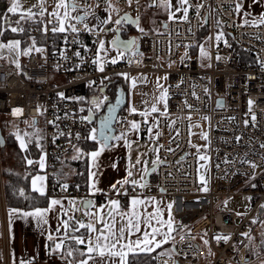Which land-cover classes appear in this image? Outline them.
<instances>
[{
    "label": "built area",
    "instance_id": "1",
    "mask_svg": "<svg viewBox=\"0 0 264 264\" xmlns=\"http://www.w3.org/2000/svg\"><path fill=\"white\" fill-rule=\"evenodd\" d=\"M55 2L58 0H46L48 12L53 11L51 5ZM99 2L101 7L96 12L104 10V0ZM149 2L132 0L129 5L127 0H120L121 9L113 20L125 14L138 15ZM96 3L97 0H80L81 6L95 7ZM190 3L204 7L199 15L195 7L189 8L187 21L171 20L167 28L143 34L133 27L142 55L133 57L131 64L127 59L105 63L103 72L93 61L98 57V39L103 40L106 34L81 31L77 35L70 30L42 33L36 30L37 25H31L29 35L44 51H32L19 70L0 62V127L2 119L29 124L31 128L43 123L46 195L69 197L79 206L82 200L91 198L88 192L56 190L51 170L58 161L74 154L72 144L86 143L83 139L77 141L75 134L83 137L92 127L80 119L90 114L89 109L98 112L91 101L99 99L104 103L105 96L111 97L108 88L114 78L122 76L119 73L166 74L168 108L165 115L157 116L158 156L162 163L148 173L144 187L128 186V195L121 198L127 202L131 196L147 191L171 199V215L183 228L174 236L173 255L157 254L155 264H253L264 257V252L258 258L253 256L259 228L264 223V24L242 23L238 13L233 12L236 0ZM44 19L47 22L51 17L46 13ZM219 32L224 35L217 41ZM200 46L206 55H201ZM89 82H94L93 90ZM59 93H64L65 98ZM249 100L253 101L251 105ZM82 108L84 111H80ZM132 120H140L141 129H146L139 114L123 110L117 118L116 131L129 130L128 122ZM197 120L205 122L209 132V148L203 152L198 151L190 134L191 123ZM203 155L204 160L199 158ZM203 161L207 163L208 182L200 175ZM248 161L257 167L252 168ZM4 178L0 142V264H11ZM237 196L251 199L244 213L225 205ZM73 215L76 221L89 222L83 208H75ZM27 264L44 263L29 259Z\"/></svg>",
    "mask_w": 264,
    "mask_h": 264
},
{
    "label": "snow or ice",
    "instance_id": "2",
    "mask_svg": "<svg viewBox=\"0 0 264 264\" xmlns=\"http://www.w3.org/2000/svg\"><path fill=\"white\" fill-rule=\"evenodd\" d=\"M10 6L7 9L8 13L18 16V19L15 21H10L8 17H3L2 22H0V37L4 36L5 31L10 30L13 33H23L28 34L31 29V25L35 24L38 27L37 31H41L42 33H47L51 31L53 34L55 33H64L66 31H71L72 33H76L77 35L83 32H90L99 35V33L107 34L108 32H115L116 36L111 41H104L98 39V53L104 52L105 56H107L108 49L105 47L106 43L111 45V48L117 52V57L126 58L128 63L131 64L132 58L137 55H142L137 51V38L133 37L131 39L122 40L120 38L119 33L122 31L123 26L125 24H135L139 28L141 34L145 32L144 28L139 27V17L132 19L129 15L125 14L123 16H119V18L113 20L112 12H117L118 10L112 4L111 0H104V11L107 13L106 18L101 19L96 14V9L101 7L99 0L95 7L90 4H85V6H81L80 0H58L56 7L52 12H48L45 7L46 0H35L34 3L30 4L27 8L23 7L24 3H27V0H9ZM128 4L131 5L132 0H127ZM147 7H156L162 8L168 13L169 20H188L189 8L195 7L197 15H199V10L204 7L203 4L197 3L195 5L190 3V0H176L175 5H173L172 0H151V3L147 5ZM35 9V10H34ZM61 9H63V14H61ZM244 9V0H236L235 6L233 8V12L242 14ZM51 19L45 22V14ZM72 13H76V15H72ZM177 13H182L181 16H177ZM92 18L97 21V23L89 26V19ZM75 21V23H72ZM204 23H207V18L204 19ZM245 23H249V21L245 20ZM257 24H264V16H261L256 21ZM15 26H12V25ZM28 24L29 28H26L24 25ZM114 24L115 28H110L108 25ZM220 24V21H217V25ZM7 25V27H5ZM51 25V27H49ZM77 25H81L82 27L78 28ZM167 28V24L164 25ZM189 31H191L189 29ZM223 32L217 33L215 39L219 41ZM29 39L31 40V44L22 48V41L19 39L8 40L6 43L0 40V59H5L4 53L7 52L11 57L10 63L14 64L15 67L19 70L21 68L19 57L20 56H29L32 51L42 52L43 48L36 46V41L34 37L29 35ZM211 39V37L209 38ZM67 42V41H66ZM75 42V41H74ZM227 44V41H224ZM186 46V47H190ZM201 55L204 56L206 53L204 52L203 46H200ZM77 56L80 55L79 52L76 53ZM217 59H220L217 56ZM111 64L118 63L117 58H111L108 61ZM93 63H99V56ZM99 70L101 72L104 71V64L100 63ZM118 75L124 76L126 80L131 79L132 88L136 87L137 79L145 80V77L132 78L129 77L127 73H119ZM164 79H167L165 76ZM160 78H157V90L159 91L158 96H154L153 99L156 101L152 103L150 108L145 107L143 111H139V115L144 118V123L148 124L149 117L152 113L160 112L158 105L163 103L165 112H161V115L166 114L167 110V100H168V89L164 88L163 85L159 84ZM182 82V81H181ZM89 82V86H91ZM179 87V85H177ZM208 90L205 89V92ZM59 96L64 97V93H59ZM195 95V93H193ZM106 100L107 97H104ZM91 103L95 106V108L99 109L101 107L102 101L99 99H93ZM121 101L117 100L116 105H110L108 107V115L102 117L99 120V128L93 126L91 127L87 134L81 137L80 133L75 134V139L77 141L83 139L85 142L93 141L97 147L92 150H85L76 144H72V149L75 152L72 159L80 160L85 159L88 162L89 170H88V188L90 196L96 195V193H104L108 196L105 204L96 206L92 199H84L80 202L79 206H77L76 201H69V204L73 206V208H83L84 214L88 217L89 222L84 223L80 221H76L73 216H68V210L64 206L63 202L60 199L50 198L49 204L46 208H35L31 212H22L21 215L27 217L32 216L37 218L38 223L47 224V214L49 212H54L57 210V206H59V210L63 212L64 216H67V219H61L58 221L57 227V237H53L52 235L48 236L49 241H53L52 244L49 245L50 255H60L62 259L66 261V264H128V256L131 253L132 255H137L140 253L149 254L155 251L157 248H161L164 244L169 243L171 239H174L171 236V233L174 231H178L183 228V225L173 226V222L171 216L169 215V219L166 221L162 218V211L159 207L155 209L153 212L147 211V206L149 203L154 201V198L150 199H142L137 196H132L129 198V204L127 206H122L120 199H112L111 197L117 196H127L128 195V186L130 187H144L145 185L141 183V181L145 180V177L148 173V168L145 167L148 163L146 160H142L141 157L147 155V153H138L134 162L129 159V165L126 168V176L110 185L111 193L104 192L103 189L97 187V178H98V169L100 167L99 157L108 149H112L115 147L114 144L110 143V141H123L124 144L131 149L132 142L128 140L126 133H121L120 135H113L111 129V122L115 119L114 113L116 108L120 105ZM145 105L148 104L147 101H143ZM186 103V102H185ZM253 101L249 100V105H251ZM188 108H192L191 105H187ZM20 111V110H15ZM80 111H84L82 108ZM89 113H92V109L88 110ZM137 108L135 106L130 108V113H137ZM81 121H87L89 124H92L93 117L92 115L83 116L80 118ZM191 119V116H189ZM204 119H208L204 117ZM252 119L255 120V116H252ZM49 123H54L53 121H49ZM130 131L138 132L140 129V123L137 121H129ZM247 121H245V125H247ZM35 124V120L33 121V125ZM158 126V120L155 117H152V123L148 126L147 131L149 133L150 139H153V128ZM27 135V134H25ZM33 135L37 136L35 141V146L40 150L42 155L38 161H33L31 159H26L28 165H33L37 163L40 169L45 168V158L47 153L44 151L43 144L41 140L43 139L39 132L34 133ZM60 135H66L61 132ZM160 135L159 132L155 133V138H158ZM207 139L206 134L203 137ZM17 139L20 142V148L24 151L28 150V145L33 143L31 139L25 141L24 137L17 134ZM56 137H53V142H55ZM237 141L240 140V137L236 138ZM2 142V141H0ZM71 144V141H69ZM162 147V146H161ZM264 148V144L261 145ZM152 151L157 152L159 148H154ZM171 151V149H169ZM199 151V149H198ZM200 159H205V157L200 156ZM152 170L155 171L156 165L158 163H162L160 161L159 156L153 160L152 162ZM252 168H256L257 165L255 162L248 161ZM137 166H140L137 168ZM111 167L113 169L118 170V165L113 162ZM135 174L139 175V180L133 178L134 171ZM45 179L44 176H34L31 180V190L39 193V195H45L43 191V183H41V187H37V181L43 182ZM64 189H67L68 185H62ZM204 190H207L206 188ZM163 191V189H161ZM19 195L28 199L24 190L19 191ZM227 203V202H225ZM144 205L143 210H138V206ZM128 210H124V208ZM170 210L172 204L170 203L168 206ZM19 209H10V218L12 215L19 213ZM155 222V223H153ZM256 221H253L255 223ZM99 225V227H97ZM141 225L145 227L142 229ZM167 229L166 231H162V229ZM63 229V234L60 235V231ZM81 229H84V232H80ZM80 233V235H76V233ZM94 234V235H93ZM242 235L247 236L248 233H243ZM132 236H136V239L133 240ZM159 237V239H158ZM217 239H221V237H216ZM223 239L227 240L229 237H223ZM71 241L73 243H67ZM208 242L205 241V244ZM80 245L84 246L82 250ZM174 250V249H173ZM79 256L81 259L77 261L70 260L68 258ZM23 264V262H21Z\"/></svg>",
    "mask_w": 264,
    "mask_h": 264
},
{
    "label": "crops",
    "instance_id": "3",
    "mask_svg": "<svg viewBox=\"0 0 264 264\" xmlns=\"http://www.w3.org/2000/svg\"><path fill=\"white\" fill-rule=\"evenodd\" d=\"M120 1V0H119ZM35 0H27V3L23 4L24 8H27L30 4L34 3ZM151 3V2H149ZM148 3V4H149ZM173 5H175L176 0H172ZM146 4L143 7V10L140 14L138 15H129L132 19H135L139 17V27L144 28L145 31L147 32H159L163 29H165L164 25L165 23L168 24L169 20L168 19V13L162 9V8H156V7H147ZM53 5V4H52ZM51 5V6H52ZM261 6L262 11L260 14H258L257 8ZM52 9V8H51ZM35 10V9H34ZM53 10V9H52ZM182 13H177V16H181ZM239 18L242 23L244 24H257L256 21L258 20L259 17L264 16V0H244V9L242 11V14H238ZM189 16V14H188ZM245 20L249 21V23H245ZM127 26V30L122 29V32H129L133 30V27H137L135 24H125ZM137 29H139L137 27ZM109 34L112 32H108ZM135 32L132 31L129 32L126 36L123 33L125 39H130L132 37H135L134 34ZM115 36L116 33L114 32ZM114 36V38H115ZM0 40H2L0 38ZM5 56V54H4ZM7 57V56H5ZM26 56H21L20 57V65L23 64L24 59ZM126 58H124L121 61H118V63L124 61ZM1 63L9 64V65H14L11 64L10 61L7 59H0ZM100 65V62L98 63ZM15 66V65H14ZM148 74L145 75L144 77L146 78L145 80H140L138 83H142L144 85L150 84L153 86H156L157 84L156 81L151 80L150 78L158 75L157 73H144ZM167 76L166 74H163ZM160 82L161 85H163L164 88L168 87V76L167 79H162ZM160 84V83H159ZM131 89V85L129 86ZM157 87V86H156ZM130 89H128V93H130ZM155 91V90H153ZM129 104V102H128ZM167 108H168V103H167ZM127 111H130L127 107ZM167 111V110H166ZM165 112L164 106L160 108V112L155 113L149 117L148 124H145L146 129L142 130L141 129V121L140 120H132V121H137L140 123V129L138 132L136 131H121V132H116V135H120L121 133H126L128 140L132 142L131 149L128 148L126 144H124L123 141H111L112 144L115 145L114 148L106 150L100 157H99V163L100 167L98 169V178H97V187L101 188L104 190V192L111 193L110 185L117 180H120L126 176V168L129 165V159H131L132 162L135 161L138 153H147V155L141 157L142 160L148 161L145 167L149 169L152 167V161L157 158L158 153L152 151L154 148H158V141L157 138H155V133L158 132V126L153 128V139H150L149 133L147 131L148 126L152 123V117H155L157 119V116L161 113ZM139 111H137V114ZM158 120V119H157ZM142 121L144 123V118L142 117ZM96 125L92 124V127ZM22 132V131H21ZM20 136L24 137L23 132L19 133ZM26 139V138H25ZM93 142V141H91ZM19 146L20 142L18 140ZM85 150H92L88 149L85 144L79 146ZM97 147L96 144L94 145V148ZM73 155L72 154L70 157L66 159H62L58 161L57 165L52 168L51 172L54 177L58 179L62 183V185L67 184L69 188L70 184L75 181L76 176L78 175V168H77V163L79 161H86L85 159H80V160H74L72 159ZM40 159V158H39ZM38 159V160H39ZM115 162L118 165V170L113 169L111 167L112 163ZM87 166V189L86 192L89 194V188H88V170H89V165L88 162H86ZM39 167V165H38ZM140 166H137L139 168ZM134 171V177L135 179L139 180V175L135 174L136 170L133 169ZM44 176L45 179L43 182L37 181V187H41V183H43V191L45 192V195L47 194V180H48V169L46 166V159H45V168L40 169L39 171L34 175V176ZM148 175V173H147ZM147 175L145 177L144 181H141V183L144 184V182L147 179ZM32 176V178L34 177ZM32 180V179H31ZM31 183V182H30ZM90 195V194H89ZM133 196H137L142 199H150L154 198V201L149 203L147 206V211L148 212H153L157 207H159L162 211V218L164 220L169 219V215L171 216L173 226L175 227L176 221L174 220L173 216L171 215L170 210L168 209V205L171 203V199L168 197H162V196H153L147 191L144 193H139L135 194ZM94 203L97 206L105 204L106 200L108 199V196H106L104 193H96L94 196H90ZM99 197L101 200H99ZM132 197V196H131ZM56 199H60L64 206L68 210V216H72L75 208H73L72 205L69 204V201H72V198L69 197H64V196H58L54 197ZM112 199H120L122 206H127L129 204V200L127 202H124L121 197L117 196H112ZM50 200V198H49ZM49 204V202H48ZM47 205L44 206H38L39 208H46ZM37 208V207H35ZM35 208L32 209H24L20 207H9L7 210V221H8V232H9V238H10V248H11V264H27V261L29 259H37L38 261L43 262L44 264H66V261L61 258L60 255H50V248L49 245L53 243V241L48 240V236L52 235L53 237H57V227H58V221L61 219H67V216H64L63 212L59 210V206H57V210L54 212H49L47 214V224L43 223H38L37 218L32 217V216H23L20 213L22 212H31ZM144 205L138 206V210H143ZM10 209H19L20 212L16 213L11 216L10 218ZM124 210H128L126 207ZM155 223V222H153ZM1 217H0V230H1ZM99 227V225H97ZM142 229L145 227L144 225H141ZM167 229H162V231H166ZM84 229H81L80 232H84ZM177 231H174L171 233V236H175ZM63 234V229L60 231V235ZM76 235H80V233H76ZM94 235V234H93ZM132 239L135 240L136 236H132ZM159 239V237H158ZM67 243H73L71 241H68ZM173 239L169 241V243L164 244L161 248H157L155 251L151 252L150 254H162V255H173ZM256 246H259V240L255 244ZM82 250L84 249L83 245L78 246ZM144 254V253H140ZM132 254L130 253L128 256V263L130 256ZM259 255L255 256L254 258H258ZM70 260H75L78 262L81 257L75 256V257H70L68 258ZM264 257L258 258L256 261H254L253 264H261L259 263Z\"/></svg>",
    "mask_w": 264,
    "mask_h": 264
},
{
    "label": "trees",
    "instance_id": "4",
    "mask_svg": "<svg viewBox=\"0 0 264 264\" xmlns=\"http://www.w3.org/2000/svg\"><path fill=\"white\" fill-rule=\"evenodd\" d=\"M10 6L9 0H0V22H2L3 17H8L10 21H15L18 19V16L13 15L11 13L7 12L8 7ZM12 26H15L14 24ZM26 28H29L28 24L24 25ZM7 27V25H5ZM134 30H131L129 32L132 33ZM129 32H123L125 36ZM4 41L12 40V39H19L22 41V48L30 45L31 40L29 39V33L23 34V33H13L10 30L5 31L4 36L0 37ZM129 80H126L124 76H120L117 78H114L113 82L109 85L108 92L112 97H115L116 92L119 88H122L125 91H128L129 89ZM125 110V109H124ZM11 120L2 119L1 121V132L3 133L4 137L6 138V145L4 148H2L3 153V162H4V180H5V196H6V207L7 210L9 207H20L24 209H32L38 206H44L47 205L49 202V197L47 195H39V193L34 192L31 190V179L32 176H34L38 171L39 167L37 163H34L33 165L29 166L27 165V161L25 158H30L33 161H38L42 153L40 150L35 146V141L37 137H29L28 139H31L33 143L28 145L27 151H22L18 139L17 134L14 132L4 129L3 125L6 122H9ZM7 124V123H6ZM18 125H26L24 123H18ZM27 139V140H28ZM88 149L94 148L95 143L88 141L85 143ZM11 148L14 152V156L17 158L15 163L13 165L7 166L6 161V148ZM44 147V143H43ZM19 159V160H18ZM57 165V163H56ZM55 165V166H56ZM54 166V167H55ZM78 168V175L75 178V181L70 184V189H80L83 191H86L87 189V166L86 161H79L77 163ZM21 169V170H20ZM54 177V176H53ZM55 183H56V190L63 189L62 183L58 181L56 177H54ZM24 190L26 196L28 199H25L24 197L19 195V191ZM259 246L254 245L253 247V256H257L260 253L264 252V233L260 232L259 235ZM157 254H137V255H131L129 259L128 264H155Z\"/></svg>",
    "mask_w": 264,
    "mask_h": 264
},
{
    "label": "rangeland",
    "instance_id": "5",
    "mask_svg": "<svg viewBox=\"0 0 264 264\" xmlns=\"http://www.w3.org/2000/svg\"><path fill=\"white\" fill-rule=\"evenodd\" d=\"M111 2L115 6V8L118 10V13H119V11L121 9V6H122L120 1L119 0H111ZM56 4H57V2L53 3L51 8L54 9L56 7ZM60 11H61V14H63V9H61ZM261 11H262V7L259 6L257 8L256 12L258 14H260ZM96 14L101 19H104L107 16V13L104 10L96 12ZM72 15H76V13H72ZM116 15H117V12H112V19ZM88 23H89V26H91V25L97 23V21L92 19V18H90ZM257 25H263V24H257ZM123 29L127 30V26L124 25ZM114 36H115L114 32H112L110 34L107 33L104 36L103 40L106 41V42L111 41V40L114 39ZM2 41L5 42V43L7 42V41H4V40H2ZM105 47L108 49L107 56H105L104 52H99L98 53L99 62L100 63H103V64L110 63V62H105V61H108V60H110L111 58H114V57L117 58L118 61H121V60L124 59V58L117 57V52L114 49L111 48V45L109 43H106ZM4 54H5V56H7L5 59L10 61L11 57L9 56V54L7 52H5ZM20 57H19V60H20ZM145 75H148V74L134 73V74L130 75L129 77L138 78V77H141V76L144 77ZM158 77L160 78L159 83L161 84L162 82H160V81L162 79H164V77H165V75H163V74H158V75H156V76H154V77H152L150 79L157 82V78ZM139 81H140V79H137L135 88H132V86H131V89H130V87H129V89H130V91H129L130 93H128V102H129V104L127 106V108L129 110L133 106H135L138 111H143L145 109V107H149L150 108L151 104L156 102L153 99V97L159 95V91L157 90V87H156L157 84H155L156 86H153V84L152 85H150V84L144 85L141 82L138 83ZM129 83L131 85V79H129ZM90 90H93V86H91ZM153 90H155V91H153ZM103 101H104V99H103ZM143 101H147L148 104L145 105L143 103ZM167 103H168V100H167ZM162 106H164L163 103H160L158 105L159 109ZM153 114H155V113H152L151 115H153ZM6 123H4V125H3L4 129H8V130L14 132L15 134H19V133L23 132L24 139L26 138L25 141H27V139L29 137H34L35 135H33V134L37 133V132H39V135L42 138H44L43 123H40V125L38 127H36V128H31L29 126V124L21 126V125H18V122H15V121H9V122H6ZM191 124L192 125L190 126V134H191V138H192L193 143L202 152L205 149L208 150V148H209L208 147L209 132H208L207 124L205 122H201V121H198V120L193 122V123H191ZM25 134H27V135H25ZM205 134L207 136V139L203 138ZM35 137H37V136H35ZM41 143L42 144L44 143L43 139L41 140ZM22 151H24V150H22ZM5 153H6L7 166L8 165H10V166L13 165L17 161L16 160L17 158L13 154L14 152L12 151L11 148L7 147L5 149ZM203 154H205V153H203ZM203 157H206V155H203ZM28 159H30V158H28ZM202 160H204V159H202ZM29 166H31V165H29ZM199 168H200L201 179L203 181H205V182H208L209 174H208V170H207V163L205 161L201 162ZM226 202L227 203H225V205H226L227 208H229L231 210H234V211H236L238 213H244L246 211V209L249 208L250 205H251V199L249 197H247V196H237V197L228 199ZM259 230H260L261 233H264V223H263V225L260 226ZM259 263L264 264V259H262Z\"/></svg>",
    "mask_w": 264,
    "mask_h": 264
},
{
    "label": "water",
    "instance_id": "6",
    "mask_svg": "<svg viewBox=\"0 0 264 264\" xmlns=\"http://www.w3.org/2000/svg\"><path fill=\"white\" fill-rule=\"evenodd\" d=\"M119 35H120V38H121L122 40H127V39H125V37H124L122 31L119 33ZM132 38H133V37H132ZM130 39H131V38H130ZM138 50H139V49H137V51H138ZM117 100H120L121 103H120V105L116 108V111H115V113H114L115 119H113L112 122H111V129H112V134H113V135H116V132H117V131H116V128H115V124H116V121H117L118 116H119L120 113H121L124 109H126V107L128 106V92H127V91L123 90L122 88H119V89L117 90V92H116L115 97H107L106 100L104 99V107H103V109H102L103 111H102V114H101V115H99L98 113H94L93 111H92V113L89 114V115H92V117H93V122H92V124H95L96 127L99 128V120H100L102 117L108 115V107H109L110 105H116ZM0 141H2V142H1V146H2V148H4L5 145H6V138L4 137V135H3L2 132L0 133ZM110 143H111V141H110ZM151 171H152V169L150 168L149 171H148V173H150Z\"/></svg>",
    "mask_w": 264,
    "mask_h": 264
},
{
    "label": "flooded vegetation",
    "instance_id": "7",
    "mask_svg": "<svg viewBox=\"0 0 264 264\" xmlns=\"http://www.w3.org/2000/svg\"><path fill=\"white\" fill-rule=\"evenodd\" d=\"M110 96H111V95H110ZM111 97H112V96H111ZM103 107H104V103H102V104H101V107L99 108V110H97V111H98L97 113H98L99 115L102 114V111H103L102 109H103Z\"/></svg>",
    "mask_w": 264,
    "mask_h": 264
}]
</instances>
